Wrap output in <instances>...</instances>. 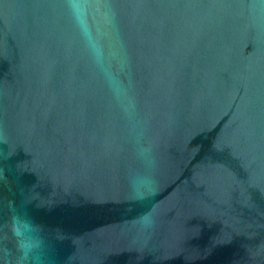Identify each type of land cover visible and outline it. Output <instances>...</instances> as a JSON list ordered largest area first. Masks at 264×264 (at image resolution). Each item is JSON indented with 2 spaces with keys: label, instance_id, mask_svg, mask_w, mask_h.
<instances>
[{
  "label": "water",
  "instance_id": "water-1",
  "mask_svg": "<svg viewBox=\"0 0 264 264\" xmlns=\"http://www.w3.org/2000/svg\"><path fill=\"white\" fill-rule=\"evenodd\" d=\"M0 264H264V0H0Z\"/></svg>",
  "mask_w": 264,
  "mask_h": 264
}]
</instances>
